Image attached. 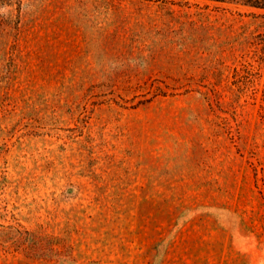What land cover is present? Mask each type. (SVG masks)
Returning a JSON list of instances; mask_svg holds the SVG:
<instances>
[{
	"label": "rangeland",
	"instance_id": "rangeland-1",
	"mask_svg": "<svg viewBox=\"0 0 264 264\" xmlns=\"http://www.w3.org/2000/svg\"><path fill=\"white\" fill-rule=\"evenodd\" d=\"M0 264H264V10L0 0Z\"/></svg>",
	"mask_w": 264,
	"mask_h": 264
},
{
	"label": "trees",
	"instance_id": "trees-1",
	"mask_svg": "<svg viewBox=\"0 0 264 264\" xmlns=\"http://www.w3.org/2000/svg\"><path fill=\"white\" fill-rule=\"evenodd\" d=\"M214 1L218 3H234L237 5H242L247 8L264 10V0H207Z\"/></svg>",
	"mask_w": 264,
	"mask_h": 264
}]
</instances>
